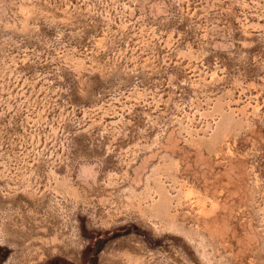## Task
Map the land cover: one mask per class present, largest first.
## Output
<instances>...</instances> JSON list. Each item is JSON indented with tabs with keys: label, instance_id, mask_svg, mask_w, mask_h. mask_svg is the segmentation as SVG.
I'll return each mask as SVG.
<instances>
[{
	"label": "rangeland",
	"instance_id": "374dc122",
	"mask_svg": "<svg viewBox=\"0 0 264 264\" xmlns=\"http://www.w3.org/2000/svg\"><path fill=\"white\" fill-rule=\"evenodd\" d=\"M0 264H264V0H0Z\"/></svg>",
	"mask_w": 264,
	"mask_h": 264
}]
</instances>
